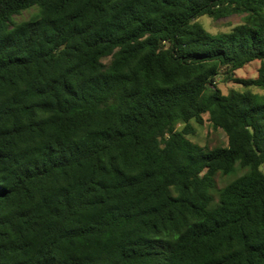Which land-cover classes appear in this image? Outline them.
Here are the masks:
<instances>
[{
    "label": "trees",
    "instance_id": "1",
    "mask_svg": "<svg viewBox=\"0 0 264 264\" xmlns=\"http://www.w3.org/2000/svg\"><path fill=\"white\" fill-rule=\"evenodd\" d=\"M252 86L264 0H0V264H264ZM204 115L225 146L188 137Z\"/></svg>",
    "mask_w": 264,
    "mask_h": 264
},
{
    "label": "rangeland",
    "instance_id": "2",
    "mask_svg": "<svg viewBox=\"0 0 264 264\" xmlns=\"http://www.w3.org/2000/svg\"><path fill=\"white\" fill-rule=\"evenodd\" d=\"M35 12V9H30L22 12L20 15L15 16V20H23L31 17ZM243 15H232L229 17L214 20L207 15L200 16L197 20L203 25V27L210 33L223 32L231 29L234 25L243 21ZM260 66V60H252L246 63L243 67L235 71V76L238 78H253L258 74V68ZM217 86L223 93H227L230 88H236L242 90L243 87L239 83L225 82L221 78L217 79ZM252 91L258 93H264V89L257 87H250ZM205 120L202 125L194 123V132L189 134L188 137L195 143H198L204 147L225 146L227 144V136L221 129H214L211 123L207 120V115H204ZM245 170L237 169L232 175L217 174L215 177L216 185L221 187L233 180L238 175H241Z\"/></svg>",
    "mask_w": 264,
    "mask_h": 264
}]
</instances>
